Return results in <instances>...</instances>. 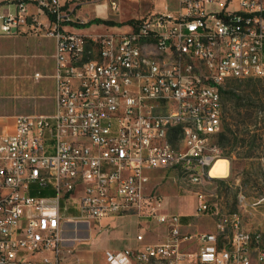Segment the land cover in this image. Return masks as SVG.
I'll list each match as a JSON object with an SVG mask.
<instances>
[{"label": "built area", "instance_id": "2783aa9c", "mask_svg": "<svg viewBox=\"0 0 264 264\" xmlns=\"http://www.w3.org/2000/svg\"><path fill=\"white\" fill-rule=\"evenodd\" d=\"M81 1L0 0V35L44 30L55 40L53 113L15 115L0 129V264H82L65 226L105 231L131 214L164 234L104 250L107 264H264V226L246 227L196 192L195 216L208 214L215 229L192 231L149 187L152 170L185 186L229 176L230 162L227 176L210 175L221 90L227 80L264 79V0H177L125 31L75 27L119 11L114 0H91L96 15L82 19Z\"/></svg>", "mask_w": 264, "mask_h": 264}, {"label": "rangeland", "instance_id": "374dc122", "mask_svg": "<svg viewBox=\"0 0 264 264\" xmlns=\"http://www.w3.org/2000/svg\"><path fill=\"white\" fill-rule=\"evenodd\" d=\"M87 1L91 0H82L84 4L76 10V15L82 19H92L96 15L95 3H85ZM105 1L109 4L111 0H99V3ZM114 1L119 4L117 13L108 9L106 14H100L102 18L124 23L112 28L114 31L129 29L127 21L138 18L147 11H163L164 4L170 9L177 5V0H155L153 5L151 1ZM80 31L102 32L103 28L99 26ZM54 51L55 40L44 30L29 31L17 36L0 35V122L19 114L53 113ZM222 90L223 116L226 118L223 120V131L229 136L226 131V122H230L228 114L240 102L254 104L258 103V98L264 102V79L227 80ZM218 149L219 157L227 158L230 162V174L226 179L200 186H185L175 180L171 172L160 175L157 170H152L149 173V187L156 188L162 195L165 211L189 215L187 220L191 223L192 231L215 229L208 214L195 216L196 192L203 193L212 207L216 206L221 214L239 213L246 227L264 226V200L254 205L264 196V178L259 161L264 156V140L255 148L226 144V148ZM248 150H253V154L247 156ZM242 196L245 197V205L240 203ZM115 228L111 224L104 231L94 223L72 222L65 226L63 237L92 264H107L104 250L117 251L134 245L135 227L128 218L120 219Z\"/></svg>", "mask_w": 264, "mask_h": 264}, {"label": "trees", "instance_id": "16d2710c", "mask_svg": "<svg viewBox=\"0 0 264 264\" xmlns=\"http://www.w3.org/2000/svg\"><path fill=\"white\" fill-rule=\"evenodd\" d=\"M132 22L133 20L127 21L128 24ZM91 23H103L108 26H121L124 24L109 19L95 18L85 23H77L75 27L84 28ZM221 92L223 93V90ZM261 114H264V102L260 98H258V103L254 102V104H241L240 102L227 117L230 122H226V131L230 135L227 136L225 131L221 132L215 138L214 144L218 148H226V144H232V146L240 144L242 147L255 148L264 140V115L260 116ZM225 119V116H223V120ZM252 154L253 150L246 152L247 156ZM51 194L50 191L41 193L44 196Z\"/></svg>", "mask_w": 264, "mask_h": 264}, {"label": "crops", "instance_id": "0c3cea01", "mask_svg": "<svg viewBox=\"0 0 264 264\" xmlns=\"http://www.w3.org/2000/svg\"><path fill=\"white\" fill-rule=\"evenodd\" d=\"M5 8L6 7L1 6L0 7V11L5 9ZM10 10H12V8H10ZM13 117L4 118V120H2L0 122V129H1L2 125H10L11 126L13 124ZM158 172H159L160 175L161 174L166 175L162 171H158ZM181 215L185 216V217H183V222L185 224H189V228L191 229V223L187 220V218H189V215H187V214H181ZM125 218H128L129 221L135 227L134 245L133 246H128V247H136V246H140L142 244L141 242H138L137 239H136V236L139 233H143L144 234V241L143 242L156 241L157 239L161 238V236L164 234V228L162 226H159V225H157L155 223L146 224V223L140 222V219L136 215H133V214L115 218L112 221V224L115 225L116 228H117L118 227V221L120 219H125ZM77 254L82 258V260H83L82 264H92L91 262L88 261V259H85L84 256L79 254L78 251H77ZM103 254H104V251H103Z\"/></svg>", "mask_w": 264, "mask_h": 264}, {"label": "bare ground", "instance_id": "6f19581e", "mask_svg": "<svg viewBox=\"0 0 264 264\" xmlns=\"http://www.w3.org/2000/svg\"><path fill=\"white\" fill-rule=\"evenodd\" d=\"M229 160L224 157H218L214 162L210 175L214 177H225L228 175Z\"/></svg>", "mask_w": 264, "mask_h": 264}]
</instances>
